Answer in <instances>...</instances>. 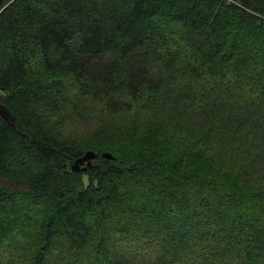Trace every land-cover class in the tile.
<instances>
[{
	"label": "trees",
	"instance_id": "obj_1",
	"mask_svg": "<svg viewBox=\"0 0 264 264\" xmlns=\"http://www.w3.org/2000/svg\"><path fill=\"white\" fill-rule=\"evenodd\" d=\"M0 102V264H264V0H4Z\"/></svg>",
	"mask_w": 264,
	"mask_h": 264
},
{
	"label": "rangeland",
	"instance_id": "obj_2",
	"mask_svg": "<svg viewBox=\"0 0 264 264\" xmlns=\"http://www.w3.org/2000/svg\"><path fill=\"white\" fill-rule=\"evenodd\" d=\"M177 115V114H176ZM61 129H63V133L68 136V137H72V135L74 137H76L81 143L82 145L85 144H92V140L94 142H99L102 140H107L106 137L101 136L98 131L92 127V125L89 126H84L83 129H79V128H75L73 126H61ZM208 133L210 132L207 129ZM166 233V232H165ZM158 237L161 238H165V234L163 233H158L156 234ZM149 236H146L142 239H147ZM162 247V248H161ZM165 247V242L162 241L159 245V247L156 246H145V249L147 253H149L148 255L152 258L158 256L161 252L162 249ZM200 247V246H199ZM201 250H197L196 253L201 257V258H205L208 257V259L212 260L213 256L210 254L213 250H216L215 246L213 247H208L209 250L206 249V247H200ZM116 253L120 256H126L124 252L128 253V254H139V252L137 251V249H135L130 243H127L126 245L120 247L117 246L116 247ZM163 252H167V250H163ZM147 253L144 252L145 256L147 257ZM231 264H233V262H230ZM183 264H189L188 262H185Z\"/></svg>",
	"mask_w": 264,
	"mask_h": 264
},
{
	"label": "water",
	"instance_id": "obj_3",
	"mask_svg": "<svg viewBox=\"0 0 264 264\" xmlns=\"http://www.w3.org/2000/svg\"><path fill=\"white\" fill-rule=\"evenodd\" d=\"M4 0H0V7L2 6ZM0 117L5 120L9 125L14 127V120L6 108L5 105H3L0 102ZM102 158L110 160L113 159L112 155L109 153H103ZM96 160V154L92 151H87L85 152L82 156L79 158L75 159L71 166L70 169L73 172H86L87 170L91 169L93 166L94 161Z\"/></svg>",
	"mask_w": 264,
	"mask_h": 264
}]
</instances>
